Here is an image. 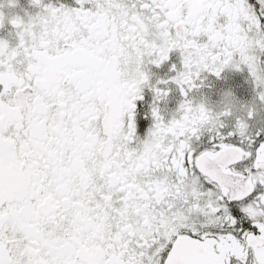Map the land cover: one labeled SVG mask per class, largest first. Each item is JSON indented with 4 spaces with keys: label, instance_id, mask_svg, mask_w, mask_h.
<instances>
[{
    "label": "snow or ice",
    "instance_id": "6c2138e0",
    "mask_svg": "<svg viewBox=\"0 0 264 264\" xmlns=\"http://www.w3.org/2000/svg\"><path fill=\"white\" fill-rule=\"evenodd\" d=\"M27 3L0 0V264H264V0ZM225 69L250 100L192 95Z\"/></svg>",
    "mask_w": 264,
    "mask_h": 264
},
{
    "label": "flooded vegetation",
    "instance_id": "af4514ba",
    "mask_svg": "<svg viewBox=\"0 0 264 264\" xmlns=\"http://www.w3.org/2000/svg\"><path fill=\"white\" fill-rule=\"evenodd\" d=\"M21 7H28L27 0H19V6L13 9L15 12H21ZM34 10V9H30ZM5 11H8L5 9ZM22 14V13H21ZM7 27V26H6ZM6 29H0V35L5 33ZM206 79L204 84L198 88L193 89L192 95L199 97L201 94L215 101L219 98V94L225 89H231L233 93L240 99L250 100L252 98V86L248 81L247 71H235L232 69H225L220 78L212 74H205ZM174 103V99L171 101Z\"/></svg>",
    "mask_w": 264,
    "mask_h": 264
}]
</instances>
